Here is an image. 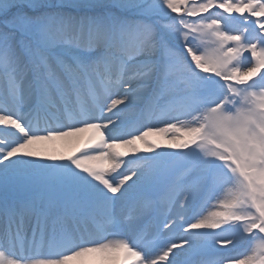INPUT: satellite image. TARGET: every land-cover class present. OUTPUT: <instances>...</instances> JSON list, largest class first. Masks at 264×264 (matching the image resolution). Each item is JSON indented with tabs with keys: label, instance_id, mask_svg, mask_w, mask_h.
Here are the masks:
<instances>
[{
	"label": "snow or ice",
	"instance_id": "6c2138e0",
	"mask_svg": "<svg viewBox=\"0 0 264 264\" xmlns=\"http://www.w3.org/2000/svg\"><path fill=\"white\" fill-rule=\"evenodd\" d=\"M0 264H264V0H0Z\"/></svg>",
	"mask_w": 264,
	"mask_h": 264
}]
</instances>
